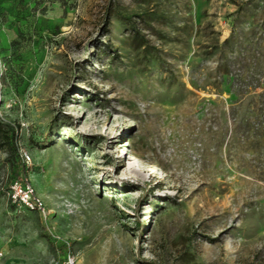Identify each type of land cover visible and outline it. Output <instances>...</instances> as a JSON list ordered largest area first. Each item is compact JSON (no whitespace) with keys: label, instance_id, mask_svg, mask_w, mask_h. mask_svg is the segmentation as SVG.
I'll use <instances>...</instances> for the list:
<instances>
[{"label":"rangeland","instance_id":"374dc122","mask_svg":"<svg viewBox=\"0 0 264 264\" xmlns=\"http://www.w3.org/2000/svg\"><path fill=\"white\" fill-rule=\"evenodd\" d=\"M72 259L264 264V0H0V264Z\"/></svg>","mask_w":264,"mask_h":264},{"label":"built area","instance_id":"2783aa9c","mask_svg":"<svg viewBox=\"0 0 264 264\" xmlns=\"http://www.w3.org/2000/svg\"><path fill=\"white\" fill-rule=\"evenodd\" d=\"M21 156L25 163L29 162L30 156L28 153L24 152ZM6 193L9 199L19 207H23L30 211H36L43 218L49 216V210L44 199L36 190L30 177L25 173L10 181ZM73 262V259L70 260L71 264H73Z\"/></svg>","mask_w":264,"mask_h":264},{"label":"trees","instance_id":"16d2710c","mask_svg":"<svg viewBox=\"0 0 264 264\" xmlns=\"http://www.w3.org/2000/svg\"><path fill=\"white\" fill-rule=\"evenodd\" d=\"M2 134L5 137V140L8 143L11 144V146L13 147V149L17 148L16 147V135H15V129H14V127H12L10 125H5V127H3ZM12 173H13V177L14 178H18L19 175L21 174L20 168L18 166L14 165L13 166Z\"/></svg>","mask_w":264,"mask_h":264}]
</instances>
